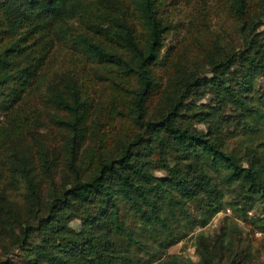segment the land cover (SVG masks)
<instances>
[{
    "label": "trees",
    "instance_id": "16d2710c",
    "mask_svg": "<svg viewBox=\"0 0 264 264\" xmlns=\"http://www.w3.org/2000/svg\"><path fill=\"white\" fill-rule=\"evenodd\" d=\"M227 211L189 264L264 236V0H0V264H182Z\"/></svg>",
    "mask_w": 264,
    "mask_h": 264
},
{
    "label": "rangeland",
    "instance_id": "374dc122",
    "mask_svg": "<svg viewBox=\"0 0 264 264\" xmlns=\"http://www.w3.org/2000/svg\"><path fill=\"white\" fill-rule=\"evenodd\" d=\"M176 19V18H175ZM177 20V19H176ZM228 77L234 78L236 81L240 82L242 80V74L240 70H231ZM201 127V125H199ZM230 215V212L219 213L203 228L197 229L195 232L190 234L188 237L172 246L168 252L170 254H177L180 258L182 257V264H189L187 261L195 262L197 260L196 255V245L195 236L198 232H203L204 234H212L219 226V223L223 216ZM72 226L78 228V222L73 221ZM242 244H248V255H245V260L242 255L234 257L233 264H262L264 263V236L260 233L255 232V234H247V230H244L242 235ZM232 253V252H231Z\"/></svg>",
    "mask_w": 264,
    "mask_h": 264
}]
</instances>
